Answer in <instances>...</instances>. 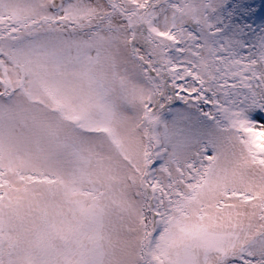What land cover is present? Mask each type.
I'll return each instance as SVG.
<instances>
[{
	"label": "snow or ice",
	"instance_id": "6c2138e0",
	"mask_svg": "<svg viewBox=\"0 0 264 264\" xmlns=\"http://www.w3.org/2000/svg\"><path fill=\"white\" fill-rule=\"evenodd\" d=\"M0 264H264V0H0Z\"/></svg>",
	"mask_w": 264,
	"mask_h": 264
},
{
	"label": "trees",
	"instance_id": "16d2710c",
	"mask_svg": "<svg viewBox=\"0 0 264 264\" xmlns=\"http://www.w3.org/2000/svg\"><path fill=\"white\" fill-rule=\"evenodd\" d=\"M258 6H259V0H258Z\"/></svg>",
	"mask_w": 264,
	"mask_h": 264
}]
</instances>
